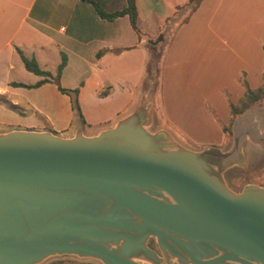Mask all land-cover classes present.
Here are the masks:
<instances>
[{
  "label": "water",
  "instance_id": "water-1",
  "mask_svg": "<svg viewBox=\"0 0 264 264\" xmlns=\"http://www.w3.org/2000/svg\"><path fill=\"white\" fill-rule=\"evenodd\" d=\"M157 80L154 62L136 104L93 134L80 120L68 136L0 131V264H264V186L227 180L264 152V97L226 148L191 149L156 126Z\"/></svg>",
  "mask_w": 264,
  "mask_h": 264
},
{
  "label": "crops",
  "instance_id": "crops-1",
  "mask_svg": "<svg viewBox=\"0 0 264 264\" xmlns=\"http://www.w3.org/2000/svg\"><path fill=\"white\" fill-rule=\"evenodd\" d=\"M96 1L106 7L111 0ZM187 1L170 0L166 4L164 0H136L137 26L146 33L139 36L126 16L103 19L85 0H0V126H6L2 131L45 129L48 125L56 133L68 136L77 122L70 97L59 91L56 84L46 82L34 88L12 85V82L30 84L42 78L25 68L16 48L28 57L33 56L42 69L52 74H56L64 57L59 84L64 88L79 87L78 101L86 122L82 124L85 133L93 134L112 126L136 104L142 93L150 55L146 44L163 34L161 24L170 16L162 10L168 11L171 7L178 10L181 17L168 40L164 58L161 57L163 84L175 80L176 73L196 70V66L204 74L212 73L210 79H213L216 70L211 65L217 61L220 43L235 42L233 47L225 44L234 62L223 73L219 71L220 75L226 74L224 80L228 81L230 98L222 102V108H227L226 113L223 110L227 116L222 125L229 123L230 104L237 103L245 84L254 89L263 81L264 0H214L213 6H210L212 0H201L188 20L182 22L187 12L182 15L180 12ZM209 7L213 9L208 10ZM226 7L233 8L235 14H231L230 29L222 24V17L229 11ZM201 16L210 19L200 24ZM161 40L153 45L157 47ZM193 40L199 41L192 44ZM187 46H192L188 60L182 53ZM207 46L211 54L200 64L199 48ZM195 48L198 50L193 51ZM101 49H105L104 53L96 57ZM259 56L263 64L256 72L254 66ZM160 74L161 66L156 84L158 91ZM218 79L223 80V77ZM215 91H209L210 98L215 97ZM160 105L158 102L155 108H161ZM222 125L219 124L220 131ZM218 137L221 143L222 132Z\"/></svg>",
  "mask_w": 264,
  "mask_h": 264
},
{
  "label": "rangeland",
  "instance_id": "rangeland-1",
  "mask_svg": "<svg viewBox=\"0 0 264 264\" xmlns=\"http://www.w3.org/2000/svg\"><path fill=\"white\" fill-rule=\"evenodd\" d=\"M164 1L166 2V4H168V1L170 0ZM214 4V0H212L210 6H213ZM226 8L229 11L226 13V16L222 17V24L224 25L225 23L228 26L227 28L230 29V22L232 19L231 14H233L234 12L233 8ZM187 9V7H184L183 10H181L180 15L186 13ZM212 9L213 8L209 7L208 10ZM223 9L224 8H222V11ZM240 9L241 8L239 6V10ZM162 13L167 14L168 17L170 16L169 20H171L168 23H166L165 21L162 22V40L157 45V48L159 47L158 49H160L161 57L164 58L169 43L168 40L171 38L172 34L174 35V32L177 29L178 19L181 16H178L179 12L178 10L175 11L174 7H171L168 11L166 8H164L162 10ZM209 19L210 18L206 16H201L199 19V23L203 24ZM214 21L216 22V20ZM200 36L203 37L202 31L200 32ZM198 41L199 40H196L195 42L198 43ZM202 41L203 43H205L204 38L202 39ZM195 42L193 40L192 44H194ZM234 43L235 42H228V44H225L227 46H229L230 44V46L233 47ZM225 44H223L222 42L220 43L221 48L217 51V61H215L214 64L211 65L212 69L216 70L213 79H210L212 73L204 74V72L200 70L199 66H196V70L190 69L188 72L176 73L175 80H167L165 81L166 83L163 84L161 64L163 63V59H160L158 62L159 70L161 66V74L159 79V91L158 86L154 89V99L155 107H157V104L159 102V104H161V108H155L156 126L168 129L180 143L187 146L188 148L199 149L204 146L215 145L224 149L230 144L231 134H223L221 143H219L220 138L218 137V134L220 135L221 133L219 124L222 125L226 120L225 116H227V114L224 115L223 111L225 110L226 113L227 108H222V102L224 103L225 99L227 101L230 99L227 89L228 81L227 79L224 80L226 78V74L222 75V73L230 64L234 62V56L232 55L231 50ZM197 50L198 48L193 49V51ZM182 53L185 59L188 60V57H190L192 54V46L183 48ZM198 54V61L201 64L202 62H204V59L209 54H211V48H209L208 46L205 49L199 48ZM219 57L221 58L220 60ZM150 58L151 57L149 55V60ZM262 64L263 61H261V57L259 56V59H256L254 70H256V72L261 70ZM213 67H215V69ZM220 70L222 72V76L219 74ZM149 76L150 72L147 73L146 79ZM220 77L221 79L223 77V80L218 79ZM230 78L234 80L233 76H230ZM217 85L219 87L215 91L214 88H216ZM209 91H215V97L210 98ZM231 119L232 117H230V120ZM225 124L227 125L229 123ZM2 130H6V126H0V131ZM84 132H86V129H84ZM237 170L248 172V175L247 177L236 179L233 182L228 181L232 188L240 190L245 182H252L264 186V152L261 153L259 151L253 150V156L252 160L249 163V166L246 169H233L231 170V172ZM153 246H155V244ZM58 258L65 260L64 264H79V262L84 260H89L95 262L96 264H101L100 262L93 259H81L69 255L50 257L40 264H54ZM69 261L71 263H67Z\"/></svg>",
  "mask_w": 264,
  "mask_h": 264
},
{
  "label": "trees",
  "instance_id": "trees-1",
  "mask_svg": "<svg viewBox=\"0 0 264 264\" xmlns=\"http://www.w3.org/2000/svg\"><path fill=\"white\" fill-rule=\"evenodd\" d=\"M85 1L89 2L93 6L94 10L96 11L99 17L106 19V20H113L121 16H126L130 22L131 28L139 36L146 35V33L142 32L140 28L137 26L136 0H111L110 3L106 7H103L102 5H100L99 2L96 0H85ZM200 2L201 0H188L186 2L184 7H187L188 9H187L186 15L181 20L182 22H186L188 20V18L196 10ZM180 8L182 9V7L177 6V9H180ZM168 19L169 18H165V22H167ZM146 47L148 48L150 52V57H151L147 64V72H150L152 63L156 62V70L158 74V70H159L158 62L161 59L160 49H158L159 47L157 48L156 45H153L151 43H147ZM16 49H17L18 54L21 57V60L23 61L25 68L29 70L30 72L41 76L42 78L30 84H25L21 82H12V85L34 88L46 82H52L56 84L59 91L67 94L70 97L71 103H72V109L74 110L75 117L77 120H80L82 124L84 125L86 122L80 110V105L78 101L79 87L64 88L59 84V75H60L62 68L65 65V58L62 57L61 61L59 62L57 66L56 74H52L50 71L42 69L33 56L28 57L22 52L21 49L19 48H16ZM104 51L105 49L99 50L96 53V57H99L102 53H104ZM263 97H264V75H263L262 83L254 89L250 88L248 85L245 84V90L242 96L238 99L237 103L230 104V114H231L232 119L230 120L229 124L221 126L222 134L230 135L231 134V124L234 118L237 115L241 114L249 106L259 103ZM44 128L55 132L48 125H46ZM247 175H248V172H245L243 170H239V171L237 170V171H232V172L229 171L227 173V178L229 182H233L236 179L247 177ZM150 245L151 246L154 245L153 239L150 240ZM64 263H65V260L58 258L54 264H64ZM67 263H71V262L69 261ZM79 264H96V263L89 261V260H86V261L84 260V261L79 262Z\"/></svg>",
  "mask_w": 264,
  "mask_h": 264
}]
</instances>
